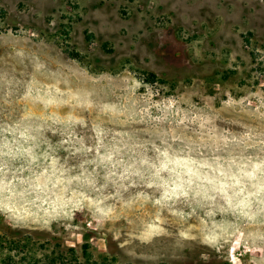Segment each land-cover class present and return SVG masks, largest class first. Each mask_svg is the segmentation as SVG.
Listing matches in <instances>:
<instances>
[{"label":"rangeland","instance_id":"obj_1","mask_svg":"<svg viewBox=\"0 0 264 264\" xmlns=\"http://www.w3.org/2000/svg\"><path fill=\"white\" fill-rule=\"evenodd\" d=\"M0 264H264V0H0Z\"/></svg>","mask_w":264,"mask_h":264}]
</instances>
